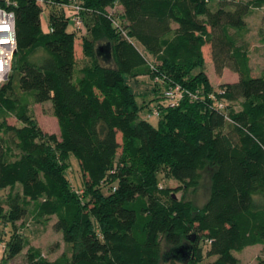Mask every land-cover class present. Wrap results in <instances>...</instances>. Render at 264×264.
I'll return each instance as SVG.
<instances>
[{
	"label": "trees",
	"instance_id": "16d2710c",
	"mask_svg": "<svg viewBox=\"0 0 264 264\" xmlns=\"http://www.w3.org/2000/svg\"><path fill=\"white\" fill-rule=\"evenodd\" d=\"M48 1L14 0L18 51L0 87V189H10L8 208L0 199V223L14 228L4 253L13 258L27 245L19 228L24 233L29 214L39 223L56 217L54 228L73 254L50 260L30 246L28 264H201L203 240L212 258L207 264H239L235 252L264 246V71L253 74L250 50L235 37L264 0ZM71 3L83 8L85 30H68ZM114 6L122 9L118 19L110 14ZM106 44L109 62L97 51ZM206 46L218 75L238 74L224 93L204 69ZM37 50L44 53L39 59ZM126 75L149 77L152 99L139 104ZM177 84L194 96L164 103V91ZM21 92H33L36 104L51 101L60 136L43 133ZM152 102L158 117L149 116ZM146 107L147 117L139 119ZM10 115L22 125L10 124ZM70 154L80 161L81 190L67 176ZM205 171L204 203L173 194L196 193ZM162 172L179 186H162ZM193 235L186 262H165L168 250Z\"/></svg>",
	"mask_w": 264,
	"mask_h": 264
},
{
	"label": "rangeland",
	"instance_id": "374dc122",
	"mask_svg": "<svg viewBox=\"0 0 264 264\" xmlns=\"http://www.w3.org/2000/svg\"><path fill=\"white\" fill-rule=\"evenodd\" d=\"M212 8H216L218 6V1H213L210 3ZM121 7L120 6H114L112 10L110 11V14H113L115 18H119L121 16ZM50 9L46 10L47 13H49ZM65 14L67 16L70 15V12L65 9ZM84 26V25H83ZM81 27L85 30L84 27ZM76 27V26H75ZM69 30H74V25L72 22L69 24ZM235 37L238 40V42L245 44L251 54V67L253 70V74L255 76L260 75L264 71V7L259 8L257 10L252 11L248 17H247V31L243 32L241 36L236 35ZM238 37V38H237ZM139 47L143 50L144 48L138 44ZM82 44L79 42L77 53L78 58L82 56L81 51ZM37 54L35 55L36 59L41 58L44 53L41 50H37ZM204 54H205V71L207 72L212 84L216 87L219 91H227V87L229 84L234 82V79L236 78V74L231 70H226L222 75H218L215 71L213 61L210 56V47L206 46L204 48ZM200 69L197 70L199 72ZM17 76V73H15V77ZM17 81V80H16ZM125 81L127 84L130 85L131 90L133 93L137 94V101L139 104H142L144 101H149L152 99V89H153V83L150 81V79L147 78H140L138 80L133 79L129 77L128 75L125 76ZM31 93V94H30ZM30 93H20V96L25 98L26 103L28 104V111L30 115L33 116V118L36 120L37 124L41 128L44 134L46 135H57L60 136V129L58 125L57 118L54 116L53 108L51 101L36 104L33 101V98L31 95L33 92ZM24 100V99H23ZM24 101V102H25ZM164 103H168L169 100L164 98ZM153 102L151 103V105ZM236 109H239V104L234 103L233 105ZM148 114V108H144L143 110H140L138 113V118H146ZM8 122L12 125L21 126L22 123L18 121V119L14 115H10L7 118ZM150 123H152L154 126H157L158 120L156 117H153L150 119ZM118 139L121 142L122 136L121 134L118 135ZM121 152V150H120ZM66 162L69 164V168L67 171V176L70 179L72 185L77 190H81L84 188L83 186V175L81 170L80 161L74 154H70V158L66 160ZM159 183L162 186L166 187H172L176 188L179 186V183L175 181L174 179L168 177L165 172H162L158 175ZM209 174L208 172H203V179H202V185L199 187V189L196 191V193L189 189L184 193V191H173V194L176 195L178 199H182L183 196L185 197V200H192L193 202L197 204H202L205 202L208 196L209 191ZM109 187V186H108ZM108 187H105V192ZM10 192V189H0V199L2 203L6 206V208L9 207V197L8 193ZM13 193L20 192V187H15L13 190H11ZM185 194V195H184ZM57 218L52 217L50 220L39 223L34 221L32 218V215L29 214L25 218V228L24 233H22L21 227L19 228V232L22 236L25 237V241L27 245L24 247L22 252L13 257L10 258L8 254L4 253V250L6 246H8V243L11 241L14 228L13 225L10 223H0V264H28L26 261V252L30 246H35L41 248L43 251V254L47 256L50 260H54L61 256L62 254H67L69 256H72L73 254V247L71 244H68L64 240L63 233L60 231H57L54 228V224L56 222ZM20 224V222H19ZM193 233V232H192ZM200 248H202V258H201V264H207L212 258L208 257V249H209V243L208 241H201L200 242ZM235 255L239 258V264H260V260L264 259V246L262 244H256L246 247L242 252H235Z\"/></svg>",
	"mask_w": 264,
	"mask_h": 264
},
{
	"label": "built area",
	"instance_id": "2783aa9c",
	"mask_svg": "<svg viewBox=\"0 0 264 264\" xmlns=\"http://www.w3.org/2000/svg\"><path fill=\"white\" fill-rule=\"evenodd\" d=\"M40 4L46 5L48 0H37ZM16 3L14 0H0V87L5 84L13 71V61L16 52L18 51V41L16 33V16L13 6ZM66 10L70 12V19L74 22L77 28L84 25L83 19L79 15L83 8L71 3L66 5ZM53 29H51L52 31ZM160 82L158 78L154 80ZM224 93L225 91H219ZM166 99L169 100L167 104L178 105L180 101L187 95H193L189 90L181 85H175L164 91ZM194 96V95H193ZM212 97H215L212 95ZM219 108L224 107V103L217 102ZM153 111L149 116H159V108L157 104H152Z\"/></svg>",
	"mask_w": 264,
	"mask_h": 264
},
{
	"label": "water",
	"instance_id": "95a60500",
	"mask_svg": "<svg viewBox=\"0 0 264 264\" xmlns=\"http://www.w3.org/2000/svg\"><path fill=\"white\" fill-rule=\"evenodd\" d=\"M97 51L99 56H102L104 61L109 62L112 60V47L110 44L100 45ZM195 239L196 236L193 235L192 237H190V241L168 250L164 254L165 262H168L170 259H174L179 262H186L192 254L193 242L195 241Z\"/></svg>",
	"mask_w": 264,
	"mask_h": 264
},
{
	"label": "crops",
	"instance_id": "0c3cea01",
	"mask_svg": "<svg viewBox=\"0 0 264 264\" xmlns=\"http://www.w3.org/2000/svg\"><path fill=\"white\" fill-rule=\"evenodd\" d=\"M48 25H49V19H48V13L46 12V13H43L42 14V26H43V28L45 29V28H47L48 27ZM74 25V24H73ZM75 26V25H74ZM68 30H69V26H68ZM74 30H75V27H74ZM73 30V31H74ZM70 31V30H69ZM78 36H77V42H76V50L78 49V45H79V42H81V44H82V38H81V33H78L77 34ZM80 36V37H79ZM141 49V48H140ZM81 51H82V56L80 57V60L83 58V50H82V47H81ZM141 51H143V52H145V54H146V56H148V57H151V54L150 53H148V52H146L144 49L142 50L141 49ZM77 60H79V58H78V56H77ZM226 70H229V69H226ZM225 70V71H226ZM235 73V72H234ZM236 74V78L234 79V82L235 81H237L238 80V74L237 73H235ZM140 78H147V79H150L149 77H147V76H144V75H142V76H139L136 80H138V79H140ZM150 81H151V79H150ZM58 121V120H57Z\"/></svg>",
	"mask_w": 264,
	"mask_h": 264
}]
</instances>
